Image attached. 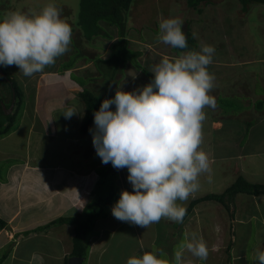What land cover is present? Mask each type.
Wrapping results in <instances>:
<instances>
[{
  "label": "crops",
  "instance_id": "1",
  "mask_svg": "<svg viewBox=\"0 0 264 264\" xmlns=\"http://www.w3.org/2000/svg\"><path fill=\"white\" fill-rule=\"evenodd\" d=\"M63 17L66 19L67 15L64 14ZM72 29L73 33L77 34V37L75 35L72 37L79 40L81 48H85L84 41L86 39L80 36V30L74 27L73 22ZM115 39L116 37L113 38V40ZM108 42V48L106 46L99 54L102 57L106 56L105 51L109 49L112 40ZM131 42L133 44L138 43L137 40ZM85 50L88 59L80 58L75 62L77 64L71 68H64L62 72L56 68H47L24 80L30 81L31 79L32 81V86L28 87V83L23 82L25 88L20 87L25 108L21 109L18 124L12 128L10 133L0 137V161L5 159L7 162L2 175L0 172V220L4 222V225H0V264H67L72 250V225L67 223L51 224L48 227L46 225L58 217L81 212L93 200L94 194L98 191L97 181L99 178L96 165H100L101 159L96 153L93 154L95 148L92 144V132L90 130H92L94 120L88 132L85 134L80 132L84 102L79 93L86 86L71 78V75L76 73V77L84 81L80 75L93 64L92 59L99 56V49L94 51L93 48L91 50L85 48ZM138 51L141 52V48ZM70 52L71 50L63 55L64 59H67ZM178 56L168 57L175 58ZM260 60L262 59H258L253 65L260 63ZM248 62L250 63V61ZM10 72L13 71L9 70ZM91 74L96 76L94 75L95 71ZM136 76H139L138 73ZM257 78L258 75L256 74L251 86V78H248V81L246 78V82H241L237 80L235 75L227 76L226 74V76L219 77V80L215 77V86L210 94L215 97L217 107L215 109L206 107L205 109H211L213 113L227 114L232 119L244 120L251 114L261 116L254 108L248 110V105H250L248 104V97L252 98L251 94L255 98H264V93H256ZM261 78L264 79V73L261 74ZM138 88L139 86L136 87V89ZM235 90L237 93L234 92ZM236 94L246 98L242 109L226 111L218 105V100L222 96L229 97ZM67 107H75L78 112L83 111V114L73 115L70 119H62L61 123L57 124L54 120V113L64 111ZM246 123L247 126L248 121ZM209 128L212 131L228 129L226 123L217 118L211 119ZM261 135L262 133L257 134L252 139L258 142L262 140ZM47 138L52 139L50 140L52 146L50 149L45 146V139ZM206 142L208 145L201 146L202 149H206V151L215 149L209 140ZM219 143L223 146H237L239 148L233 154H229L230 156L226 159L223 156H214V163L224 165L222 166L223 169L226 168L225 164L228 166L229 174H226V177L233 175L235 180L240 174L254 177L264 176V159L256 155V150L242 152V147L238 146L237 143H231L230 139L219 140ZM247 144L248 138L246 139ZM86 148L89 150V154L84 156ZM48 150L50 152L49 157L45 158ZM3 168L0 170L2 171ZM123 169L115 170L120 173L117 180L121 183L122 190L131 192V184L127 180V176L123 175ZM223 169L217 168V172L214 171V174L211 172L210 174L209 172L202 174L199 178L200 189L192 197L207 192H218L222 190L223 186L226 188L230 185L225 183L227 181L225 176L220 177V174H223ZM219 171L220 173H218ZM206 186L208 187L207 190H205ZM243 194L238 193L236 195V205L239 196H241V200L244 198L264 200V195L246 194L242 196ZM180 203H185L187 207L189 201ZM202 206L205 207L200 212ZM222 208L224 210V207L216 201L199 202L195 204L183 223H179L181 224L180 234L183 232L184 237L190 234L191 226L196 229L195 233L204 239L209 251L216 255L217 260L221 258L219 250L229 239L228 230L225 229V226H227L228 220L230 222V219L223 217L225 212L222 211ZM204 210H209L213 215H206ZM258 211L260 210L258 209ZM198 212H203V219L193 215ZM219 215L221 219L216 222L221 226L224 223L222 229L219 227L217 229L215 227L214 229L213 227L212 229L207 228L209 224L211 227V223H215L213 221ZM205 217L210 218L212 222L206 224ZM114 219L116 218L111 212L109 220L103 218L95 221L93 230L88 235L87 264H126L129 257L142 255L148 251V249L144 250L143 246L150 249L151 243H159V238L161 242L168 244L165 250L177 242L175 236L171 235L174 222L166 218L146 229L128 222L114 221ZM233 221L236 224L248 221V219L245 217L239 219L234 215ZM152 229L154 233L150 238L147 236L145 239L144 237ZM155 232L157 233L155 234ZM22 244H25L23 250L20 249ZM184 261L185 264L198 263L197 258L188 252H185Z\"/></svg>",
  "mask_w": 264,
  "mask_h": 264
},
{
  "label": "clouds",
  "instance_id": "2",
  "mask_svg": "<svg viewBox=\"0 0 264 264\" xmlns=\"http://www.w3.org/2000/svg\"><path fill=\"white\" fill-rule=\"evenodd\" d=\"M183 23L180 17L162 18L159 41L186 49ZM72 35V26L53 0L38 12H11L0 19V67L15 65L31 77L70 50ZM215 51L214 45L203 43L199 50L163 57L152 68L149 83L132 91L117 90L94 112L95 129L90 131L96 154L104 164L126 168L132 188L122 190L112 206L116 219L144 229L163 218L183 223L187 207L180 202L194 196L200 176L211 171L201 145L204 109L217 107L210 95L215 76L208 70ZM62 113L70 119L83 111L67 107ZM185 252L204 261L209 255L204 239L190 233L171 261L145 251L129 257L126 264H185ZM257 260L264 264V252Z\"/></svg>",
  "mask_w": 264,
  "mask_h": 264
},
{
  "label": "rangeland",
  "instance_id": "3",
  "mask_svg": "<svg viewBox=\"0 0 264 264\" xmlns=\"http://www.w3.org/2000/svg\"><path fill=\"white\" fill-rule=\"evenodd\" d=\"M49 2L50 0H0V19L14 11L25 13L38 12ZM53 2L61 9L63 19L64 14L67 15L65 20L72 26L70 16L73 20L77 19L80 0H53ZM200 7L202 8L201 12L190 9L187 7L185 0H132L127 18L126 45L129 49H132L135 46L136 47L133 48L134 50H139L141 48V55L137 58L139 66L135 68L128 60H126L121 63L115 75L109 72L111 65L109 66L108 63H103L101 67H99V58L102 60L107 59L109 56L108 54L111 53V51L110 49L105 51L106 56L104 57L99 55L101 50L105 49L106 46L108 48L109 42L106 37L102 38L101 36H97L84 41V47L90 50L93 48L94 51L99 49V57L95 56V58L92 59L93 64L80 75L84 81L77 78L76 73H73L71 78L79 84L86 86L87 89L101 95L104 97L103 99L113 97L115 92L119 89L132 91L138 86H144L153 79V73L151 70L163 58V54L168 57L181 55L187 52L184 51L177 54L170 45L164 44L158 39L159 21L162 18L180 17L184 21L183 31L189 30L193 33L197 44L195 50H199L203 43L215 46L216 51L213 57V63L208 66V70L217 77V80H219V77L226 76V74L227 76L235 75L237 80H240L241 82L245 81L246 78L247 81L249 80L248 78H251L250 85L252 86L254 76L257 74L256 93H263L264 79L261 78V74L264 73V5L257 7L252 6L249 10L247 9L246 11H243L238 0H209L207 3H202ZM106 29L109 30L111 35L115 34L114 28L113 31L110 26ZM73 35L77 37L76 33H73ZM133 40H137L138 43L133 44L131 42ZM85 48H81L79 46V40H75V38L72 37V43L70 45L71 52L68 53L67 59H64V56H61L56 60L54 65L47 66L45 69L56 68L62 72L67 66H74V64H77L75 62L80 58L88 59V55L85 53L87 52ZM258 59H262L260 60L261 62L253 65ZM248 61H250L251 64ZM71 62L72 64H69ZM98 67L106 72L104 71V73H102ZM107 67L109 70L106 69ZM0 68H2L3 73H9V70L13 71L9 74L16 80L19 87L25 88L23 82L28 83V87L32 86L31 79L30 81H24L28 76H24L17 66L12 65ZM93 71H95L94 75L96 76L91 74ZM134 72L138 73L139 76L133 78L131 74ZM0 76L1 79L4 78L1 73ZM115 81H117L116 85H113ZM1 86L3 87V85L0 84V88ZM234 92L237 93L236 90ZM251 96L253 99L248 97V104H250L248 105V110L254 108V110L261 116L251 114L247 116L248 118L241 120L239 118L232 119L224 113H213L211 109L204 110L206 113V120L203 122V144L201 146L205 147L208 145L206 140H209V142L214 145V150L211 149L206 151V149H203L209 155L211 173L214 174V171L217 172V168L222 170V166H224L222 164L218 165V163H214V156H223L226 159L230 156L229 154H233L235 151L239 150L237 146L228 147L220 145L221 143H219V140L223 141L230 139L231 143H237L238 146L242 147V152L256 150V155L264 159V106L261 110L255 108L254 102L261 98H255L252 94ZM245 100V97H241L237 94L229 97L222 96L218 100V105L226 111H238L242 109ZM22 108H25V105L22 104L18 110L12 127H15L18 124ZM112 108L114 110L115 106L113 105ZM62 112L63 111L54 113V120H56L57 124L61 123L62 119H66ZM212 118L220 119L223 123H226L228 129L224 128L219 131L210 130L209 127ZM247 121L248 125L246 126ZM242 123L244 124L241 125ZM93 128L95 129L94 122L92 130H94ZM246 131H248L247 134ZM260 133H262V140L258 142L254 141L252 138ZM247 138L248 144L246 145ZM50 140L52 139H45V146L47 149L52 148ZM85 150L84 156L89 154V150L87 148ZM94 153H96V151L93 152V154ZM49 154L50 152L48 150V154L45 158H48ZM259 161H261V159H259ZM6 163L5 159L0 161V169L4 167L2 171L0 170L1 175L7 166ZM103 164L104 163L101 162L100 165H96L98 178L103 177V179L98 187L97 193L95 194L98 198L101 197L102 199H106L110 193H112L114 198L110 204L104 206L107 215L97 219L100 220L106 218L109 220L111 208L116 200H118L122 189L120 187L121 183L117 180L120 177V173H117L116 171L110 172L108 170L110 163ZM225 167L226 168L223 169V174H220V177L225 176V179L227 180L225 183L232 184L234 176L231 175L226 177V174H229V172L226 164ZM122 172H124L123 175H128V170L126 168H124ZM218 173H220V171ZM217 177L219 176L217 175ZM244 177L246 180L249 179V182L253 181L252 183H264V176L254 177L245 174ZM207 188L208 187L206 186V189H204L207 190ZM224 188L225 186L222 187V190H224ZM95 194L92 199H95ZM245 195L246 194L244 193L242 196ZM193 198L194 197L191 199ZM190 200L188 201L190 202ZM204 207L205 206H202L200 212ZM257 207L260 210L258 212V209H256ZM222 211L225 212L223 217L229 218V213L226 211L225 207L224 210L222 208ZM200 212L194 213L193 215L201 219H203V212H206L205 214L209 216L213 215L209 210H204L202 213ZM258 213L261 214L258 215ZM234 214L239 219L245 217L248 221H242L236 224L233 223L231 229V232H233L231 248L229 250L226 249L231 237L230 222L228 220L225 229L228 230L229 239H227L225 244L219 250V256L221 257L220 260H217L216 255L209 251L207 260L204 261L197 258V264H216V262L217 264H258L257 255L260 252H264V200H250L249 198L241 200V196H239ZM218 219H221L220 215L216 216L213 221L215 223H211V227L209 224L207 228L212 229L213 227L214 229L215 227L217 229V227H219L222 229L224 223L223 226H221L216 222ZM114 221H118V219H114ZM205 221L206 224L212 222L210 218L207 217H205ZM180 227L181 224L174 222L171 235L176 238L177 242L175 241V245L173 244V246L171 245L165 250L168 244L161 242L159 238V243H151L150 249L147 248V246H143L144 250L148 249V251L156 252L160 258L171 261L174 258V253L177 250L176 248L180 247L186 239L182 234L183 232L180 234ZM190 229V233L196 232V229L192 226ZM153 233L154 230L152 229L144 238L146 239L147 236L150 238ZM156 233L157 232H155V234ZM133 241L135 242V240ZM22 246L20 249L22 248L23 250L25 244H22ZM83 264H87V259L84 260Z\"/></svg>",
  "mask_w": 264,
  "mask_h": 264
},
{
  "label": "trees",
  "instance_id": "4",
  "mask_svg": "<svg viewBox=\"0 0 264 264\" xmlns=\"http://www.w3.org/2000/svg\"><path fill=\"white\" fill-rule=\"evenodd\" d=\"M209 0H185V3L188 8L194 9L197 12H201L202 8L200 5L202 3H207ZM241 4V9L243 11L249 10L252 6H261L264 5V0H238ZM132 0H80L79 10L77 13V19L73 20L70 17V20L73 22L74 27L80 30V36L86 40H90L92 37L101 36L102 38L106 37L109 40H112L109 49L108 58L102 60L99 58V67L103 63H108L111 65V69L108 67L110 73L116 74L119 66L122 62L128 60L135 68L139 66L137 60L138 56L141 55V52L138 50H132L127 47L126 39V26L128 24L127 18L128 13L131 8ZM110 26L115 29V34L111 35L109 30L106 28ZM106 29V30H105ZM187 38L186 49L173 48L175 53L180 54L184 51H190L196 49V40L194 39L193 33L189 30L184 31ZM116 37L115 40L113 38ZM109 51V52H110ZM99 57V56H97ZM69 64H72L69 63ZM72 66H67L71 68ZM98 67V68H99ZM102 73L101 68H99ZM106 72V71H105ZM6 77L1 79L0 76V100L4 102L5 106L8 107L12 100V90L15 92V103L13 110L9 114H5L1 104H0V137H3L10 133L12 126L16 119V114L23 104V94L20 87L17 85L16 80L12 76L5 72ZM100 74V73H99ZM7 79V80H6ZM115 81L113 85H116ZM264 93V91H263ZM79 96L84 102V114L81 119L80 132L85 134L88 132L92 121L94 120V112L99 110L101 102L104 100L101 95L96 94L94 91L87 89L86 87L79 93ZM263 99V100H262ZM264 106V98L254 102L255 108H262ZM108 170L114 172L116 169L111 165ZM104 174V173H103ZM103 177H99L97 181V186L99 187L102 182ZM238 193H245L248 195L259 196L264 195V183H252L246 180V178L240 174L237 175L235 180L226 187L224 190L218 192H207L200 194L189 202L187 206V214L184 219L191 213L195 204L202 201H216L225 207L226 211L229 213L230 219V242L226 246V249H230L233 240V232L231 229L234 223V213L236 208L235 198ZM81 212L74 213L68 216H61L53 221H51L46 227L51 224H62L67 223L72 225V250L71 256H80L84 260L88 255L89 242L88 235L93 230L94 223L97 218L105 217L107 215L106 209L104 206L110 204L113 201V194L106 199L101 197H94ZM0 225H4V222L0 220Z\"/></svg>",
  "mask_w": 264,
  "mask_h": 264
},
{
  "label": "water",
  "instance_id": "5",
  "mask_svg": "<svg viewBox=\"0 0 264 264\" xmlns=\"http://www.w3.org/2000/svg\"><path fill=\"white\" fill-rule=\"evenodd\" d=\"M0 73L4 77H6L5 73H3L2 68H0ZM14 103H15V92H14V90H12V100H11V103L8 107H6L4 102L0 100V104H1L5 114H9L13 110ZM83 261H84L83 257L72 255L68 258L67 264H82Z\"/></svg>",
  "mask_w": 264,
  "mask_h": 264
},
{
  "label": "flooded vegetation",
  "instance_id": "6",
  "mask_svg": "<svg viewBox=\"0 0 264 264\" xmlns=\"http://www.w3.org/2000/svg\"><path fill=\"white\" fill-rule=\"evenodd\" d=\"M7 80V79H6Z\"/></svg>",
  "mask_w": 264,
  "mask_h": 264
}]
</instances>
